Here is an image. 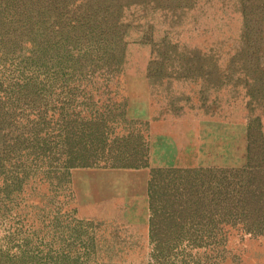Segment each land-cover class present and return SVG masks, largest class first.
Instances as JSON below:
<instances>
[{"label":"rangeland","instance_id":"rangeland-1","mask_svg":"<svg viewBox=\"0 0 264 264\" xmlns=\"http://www.w3.org/2000/svg\"><path fill=\"white\" fill-rule=\"evenodd\" d=\"M74 25L117 30L112 70L51 71L22 93L37 80L24 60ZM65 80L82 81L73 104ZM64 105L103 112L107 147L131 135L145 167L65 168ZM249 138L264 140V0H0V264L153 262L151 170L240 167ZM220 259L264 264V235Z\"/></svg>","mask_w":264,"mask_h":264},{"label":"trees","instance_id":"trees-1","mask_svg":"<svg viewBox=\"0 0 264 264\" xmlns=\"http://www.w3.org/2000/svg\"><path fill=\"white\" fill-rule=\"evenodd\" d=\"M68 29L60 41L49 43L31 60H24L32 62L29 69L34 76L37 74V80L32 82L31 77L32 83L21 85L22 93L31 86L35 91L43 84L42 74L51 71L76 76L83 75L93 65L112 70L118 62L121 40L113 26L74 25ZM95 36L99 39L88 40ZM69 81L62 83V89H69L66 97L73 104L71 101L76 98L72 91L78 90L82 81L78 84ZM44 97L47 101L48 96ZM71 109L64 105L58 121L62 144L69 147L59 155L65 168L101 164L112 168L145 167L147 152L130 142L131 135L117 133L107 147V119L103 112L82 114ZM43 119L38 113L37 123ZM38 136L39 131L34 132L36 140ZM247 151L246 162L235 168L179 170V177L151 170L153 262L149 264L175 263L177 250L179 264H222L220 257L228 250L230 241L264 235V140L256 144L249 138Z\"/></svg>","mask_w":264,"mask_h":264},{"label":"bare ground","instance_id":"bare-ground-1","mask_svg":"<svg viewBox=\"0 0 264 264\" xmlns=\"http://www.w3.org/2000/svg\"><path fill=\"white\" fill-rule=\"evenodd\" d=\"M162 141V140H161ZM164 143V142H163Z\"/></svg>","mask_w":264,"mask_h":264}]
</instances>
